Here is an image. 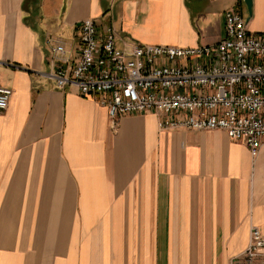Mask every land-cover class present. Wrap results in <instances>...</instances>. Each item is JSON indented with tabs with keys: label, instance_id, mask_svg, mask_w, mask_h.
Segmentation results:
<instances>
[{
	"label": "crops",
	"instance_id": "crops-1",
	"mask_svg": "<svg viewBox=\"0 0 264 264\" xmlns=\"http://www.w3.org/2000/svg\"><path fill=\"white\" fill-rule=\"evenodd\" d=\"M238 9L264 32V0H0V264H230L264 233V141L162 129L155 112L112 122L94 95L47 76V39L75 56L78 22L117 42L196 46ZM131 39H126V38Z\"/></svg>",
	"mask_w": 264,
	"mask_h": 264
},
{
	"label": "built area",
	"instance_id": "built-area-1",
	"mask_svg": "<svg viewBox=\"0 0 264 264\" xmlns=\"http://www.w3.org/2000/svg\"><path fill=\"white\" fill-rule=\"evenodd\" d=\"M224 34L213 44L178 46L125 41L94 17L78 22L71 57L65 41L49 37L50 71L58 87L94 95L112 122L130 113L162 115V129L223 130L253 156L264 141V33L249 29L236 8L224 12ZM13 89L0 83V111ZM230 264H264V233L253 225L245 251Z\"/></svg>",
	"mask_w": 264,
	"mask_h": 264
},
{
	"label": "water",
	"instance_id": "water-1",
	"mask_svg": "<svg viewBox=\"0 0 264 264\" xmlns=\"http://www.w3.org/2000/svg\"><path fill=\"white\" fill-rule=\"evenodd\" d=\"M244 1L247 5L249 13L251 14L252 13V0H244Z\"/></svg>",
	"mask_w": 264,
	"mask_h": 264
},
{
	"label": "rangeland",
	"instance_id": "rangeland-1",
	"mask_svg": "<svg viewBox=\"0 0 264 264\" xmlns=\"http://www.w3.org/2000/svg\"><path fill=\"white\" fill-rule=\"evenodd\" d=\"M258 33H264V32H258ZM126 39H131V38L128 37V38H126ZM120 47H121V46H120ZM176 128H178V127H176ZM181 128H183V127H181ZM166 129H171V128H166ZM197 130H198V129H197ZM244 251H245V250H244ZM244 251H243V252H244ZM243 252H242V253H243ZM239 255H240V254H239ZM237 256H238V255H237Z\"/></svg>",
	"mask_w": 264,
	"mask_h": 264
}]
</instances>
